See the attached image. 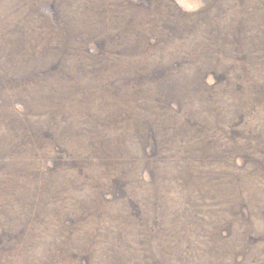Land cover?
I'll use <instances>...</instances> for the list:
<instances>
[{
    "label": "rangeland",
    "instance_id": "374dc122",
    "mask_svg": "<svg viewBox=\"0 0 264 264\" xmlns=\"http://www.w3.org/2000/svg\"><path fill=\"white\" fill-rule=\"evenodd\" d=\"M0 264H264V0H0Z\"/></svg>",
    "mask_w": 264,
    "mask_h": 264
}]
</instances>
